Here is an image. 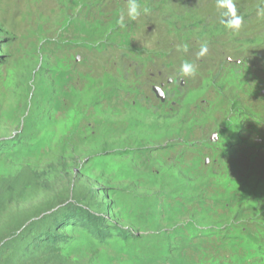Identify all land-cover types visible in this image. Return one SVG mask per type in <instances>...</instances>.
I'll use <instances>...</instances> for the list:
<instances>
[{
	"label": "rangeland",
	"instance_id": "374dc122",
	"mask_svg": "<svg viewBox=\"0 0 264 264\" xmlns=\"http://www.w3.org/2000/svg\"><path fill=\"white\" fill-rule=\"evenodd\" d=\"M139 2L0 0V264H264V0Z\"/></svg>",
	"mask_w": 264,
	"mask_h": 264
},
{
	"label": "clouds",
	"instance_id": "9594fccd",
	"mask_svg": "<svg viewBox=\"0 0 264 264\" xmlns=\"http://www.w3.org/2000/svg\"><path fill=\"white\" fill-rule=\"evenodd\" d=\"M127 7L125 12L121 14L118 24L120 27H125V17L131 21H137L140 17L148 14V9L142 7L139 0H126ZM216 7L220 11L221 23L225 28L232 32H239L244 26V18L237 12L234 0H216ZM257 15L264 17V7L257 10ZM226 18V19H225ZM188 45L178 44L177 51L188 52ZM209 46L207 42L200 44L199 51L196 53L197 58L204 57L208 54ZM197 75V67L191 61H184L180 66L181 78H195Z\"/></svg>",
	"mask_w": 264,
	"mask_h": 264
},
{
	"label": "trees",
	"instance_id": "16d2710c",
	"mask_svg": "<svg viewBox=\"0 0 264 264\" xmlns=\"http://www.w3.org/2000/svg\"><path fill=\"white\" fill-rule=\"evenodd\" d=\"M15 190L12 186H6V188L0 190V228L2 227H8V224L10 226L12 224H15L16 222L12 221L10 216L6 213V209L2 205L3 200L10 199V201L15 197L20 195V192ZM12 202V201H11ZM21 236V234H20ZM17 236L18 242L15 245H12L8 248L9 255L6 258V261L9 263H17L21 260L23 261H32V255L30 254V251H27V247L30 245V240H26L23 237ZM28 241V242H27ZM30 247V246H29ZM23 248H25L23 250Z\"/></svg>",
	"mask_w": 264,
	"mask_h": 264
},
{
	"label": "water",
	"instance_id": "95a60500",
	"mask_svg": "<svg viewBox=\"0 0 264 264\" xmlns=\"http://www.w3.org/2000/svg\"><path fill=\"white\" fill-rule=\"evenodd\" d=\"M154 91H155V93L157 94V97H158L159 99H161L162 101L165 100L164 93H163L162 89H160V88H155ZM215 140H216V138H215Z\"/></svg>",
	"mask_w": 264,
	"mask_h": 264
}]
</instances>
